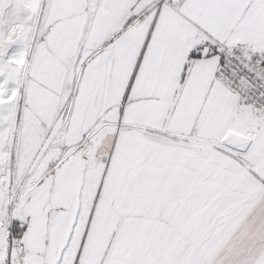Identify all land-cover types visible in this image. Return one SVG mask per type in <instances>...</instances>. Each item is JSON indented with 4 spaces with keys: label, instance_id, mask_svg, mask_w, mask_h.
Here are the masks:
<instances>
[{
    "label": "snow or ice",
    "instance_id": "6c2138e0",
    "mask_svg": "<svg viewBox=\"0 0 264 264\" xmlns=\"http://www.w3.org/2000/svg\"><path fill=\"white\" fill-rule=\"evenodd\" d=\"M0 264H264V0H0Z\"/></svg>",
    "mask_w": 264,
    "mask_h": 264
},
{
    "label": "crops",
    "instance_id": "0c3cea01",
    "mask_svg": "<svg viewBox=\"0 0 264 264\" xmlns=\"http://www.w3.org/2000/svg\"><path fill=\"white\" fill-rule=\"evenodd\" d=\"M247 242V237L244 235L243 230L241 231L240 235L233 241L236 247H242L244 243Z\"/></svg>",
    "mask_w": 264,
    "mask_h": 264
}]
</instances>
